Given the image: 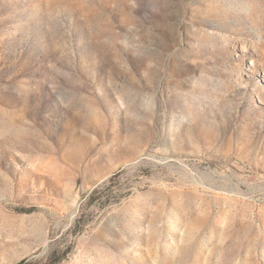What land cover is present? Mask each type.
I'll return each mask as SVG.
<instances>
[{"label": "rangeland", "instance_id": "rangeland-1", "mask_svg": "<svg viewBox=\"0 0 264 264\" xmlns=\"http://www.w3.org/2000/svg\"><path fill=\"white\" fill-rule=\"evenodd\" d=\"M264 264V0H0V264Z\"/></svg>", "mask_w": 264, "mask_h": 264}, {"label": "trees", "instance_id": "trees-1", "mask_svg": "<svg viewBox=\"0 0 264 264\" xmlns=\"http://www.w3.org/2000/svg\"><path fill=\"white\" fill-rule=\"evenodd\" d=\"M14 264H28L25 259L19 260L18 262Z\"/></svg>", "mask_w": 264, "mask_h": 264}]
</instances>
